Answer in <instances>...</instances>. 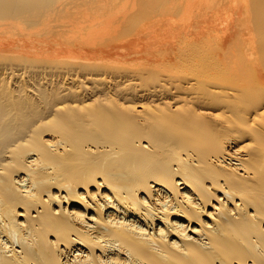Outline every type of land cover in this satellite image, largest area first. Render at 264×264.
Returning a JSON list of instances; mask_svg holds the SVG:
<instances>
[{"label":"bare ground","instance_id":"obj_1","mask_svg":"<svg viewBox=\"0 0 264 264\" xmlns=\"http://www.w3.org/2000/svg\"><path fill=\"white\" fill-rule=\"evenodd\" d=\"M0 264H264V0H0Z\"/></svg>","mask_w":264,"mask_h":264}]
</instances>
